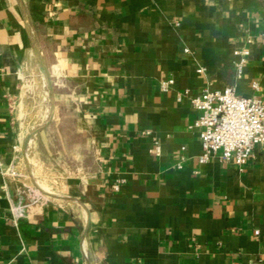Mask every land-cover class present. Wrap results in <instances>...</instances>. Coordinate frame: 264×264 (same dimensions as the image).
Segmentation results:
<instances>
[{"label":"crops","instance_id":"crops-1","mask_svg":"<svg viewBox=\"0 0 264 264\" xmlns=\"http://www.w3.org/2000/svg\"><path fill=\"white\" fill-rule=\"evenodd\" d=\"M226 86L264 102V0H0V264H264V146L191 128Z\"/></svg>","mask_w":264,"mask_h":264},{"label":"built area","instance_id":"built-area-1","mask_svg":"<svg viewBox=\"0 0 264 264\" xmlns=\"http://www.w3.org/2000/svg\"><path fill=\"white\" fill-rule=\"evenodd\" d=\"M235 70L237 77L242 75L249 52L247 49L235 50ZM202 70L198 69V72ZM174 85L173 79L161 83V90L168 92ZM255 91L257 82L252 83ZM188 96L187 91L177 95L180 101ZM192 108L197 112L191 128L198 131L201 147L200 162H206L212 155L232 163L242 171L253 157L256 146H264V102L256 97L239 96L232 87L204 89L198 95L189 96ZM154 153L160 148L154 143ZM119 191L118 183L112 186ZM6 264H14L7 262Z\"/></svg>","mask_w":264,"mask_h":264},{"label":"water","instance_id":"water-1","mask_svg":"<svg viewBox=\"0 0 264 264\" xmlns=\"http://www.w3.org/2000/svg\"><path fill=\"white\" fill-rule=\"evenodd\" d=\"M36 55H37V58H38V61H39V66H40V70H41V73L42 75L44 76V79H45V83H46V87H47V90H48V95H49V100H50V104H51V107L50 109H52V101H53V90H52V84H51V80H50V77H49V74H48V71L46 69V67L44 66V63L42 62L39 54L37 53V51H35ZM49 120H50V117H49ZM42 128H39L37 129L31 136L33 137L37 132H39Z\"/></svg>","mask_w":264,"mask_h":264}]
</instances>
